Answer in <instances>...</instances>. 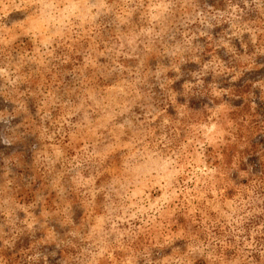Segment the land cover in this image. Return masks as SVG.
I'll list each match as a JSON object with an SVG mask.
<instances>
[{
	"label": "clouds",
	"instance_id": "1",
	"mask_svg": "<svg viewBox=\"0 0 264 264\" xmlns=\"http://www.w3.org/2000/svg\"><path fill=\"white\" fill-rule=\"evenodd\" d=\"M260 70L264 0H0V264H264Z\"/></svg>",
	"mask_w": 264,
	"mask_h": 264
},
{
	"label": "rangeland",
	"instance_id": "2",
	"mask_svg": "<svg viewBox=\"0 0 264 264\" xmlns=\"http://www.w3.org/2000/svg\"><path fill=\"white\" fill-rule=\"evenodd\" d=\"M193 70H195V68L193 67ZM264 75V70H260V71H254L252 73H248V74H245V77L242 78L241 80V83H243L244 80L246 79H251V80H256L257 78H259L260 76ZM212 77L211 75L206 77V80H211ZM242 110H243V107H242ZM214 125L213 126H210L208 129H207V132L209 135L212 134L213 130H214ZM253 136H264V131H262L261 127L259 125H257L255 127V129L253 130ZM261 220H264V217H257L255 219H253L252 221L249 222V227H255L256 229H259L261 227Z\"/></svg>",
	"mask_w": 264,
	"mask_h": 264
}]
</instances>
